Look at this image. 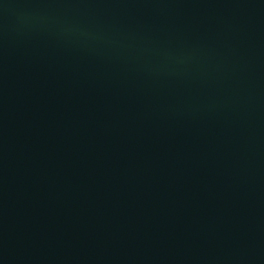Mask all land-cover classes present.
I'll list each match as a JSON object with an SVG mask.
<instances>
[{
  "label": "water",
  "instance_id": "1",
  "mask_svg": "<svg viewBox=\"0 0 264 264\" xmlns=\"http://www.w3.org/2000/svg\"><path fill=\"white\" fill-rule=\"evenodd\" d=\"M92 0H0V264H45Z\"/></svg>",
  "mask_w": 264,
  "mask_h": 264
}]
</instances>
